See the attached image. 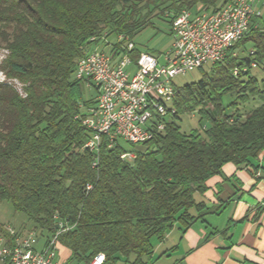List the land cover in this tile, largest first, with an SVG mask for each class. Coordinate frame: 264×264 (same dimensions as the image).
Wrapping results in <instances>:
<instances>
[{"label":"trees","instance_id":"1","mask_svg":"<svg viewBox=\"0 0 264 264\" xmlns=\"http://www.w3.org/2000/svg\"><path fill=\"white\" fill-rule=\"evenodd\" d=\"M164 1L0 0V25L9 30L0 34L8 51L2 69L24 92L0 82V200L44 236L67 227L58 240L75 264H90L100 252L102 264H144L154 239L203 215L206 204L195 194L207 190L210 177L228 162L252 165L264 152L263 17L199 80L175 84L176 113L152 139L103 142L97 155L85 147L91 131L75 116L92 98L83 97L87 87L73 76L77 59L103 36L133 40L152 25L151 2ZM169 1L177 14L198 4L218 9L227 0ZM227 93L235 94L228 110ZM252 99L258 103L245 106ZM195 110L209 126L186 133L174 119ZM127 151L135 158L120 157Z\"/></svg>","mask_w":264,"mask_h":264},{"label":"built area","instance_id":"2","mask_svg":"<svg viewBox=\"0 0 264 264\" xmlns=\"http://www.w3.org/2000/svg\"><path fill=\"white\" fill-rule=\"evenodd\" d=\"M262 2L227 0L218 9L201 5L179 11L170 21L171 45L161 55L140 50L125 34L107 42L106 48L98 42L86 48L73 71L76 80L95 90L91 103L80 104L84 115L75 116L91 131L85 147L97 155L103 142L112 147L122 139L137 145L163 130L165 119L176 113L174 78L222 60L228 48L256 26L253 20L262 17ZM250 66L257 64L252 61ZM233 73H238L237 67ZM120 157L132 160L135 154L127 151ZM59 226L48 236L35 229L22 233L7 228L0 235V264H64L58 258V236L67 227ZM104 258L97 253L90 264H102Z\"/></svg>","mask_w":264,"mask_h":264},{"label":"crops","instance_id":"3","mask_svg":"<svg viewBox=\"0 0 264 264\" xmlns=\"http://www.w3.org/2000/svg\"><path fill=\"white\" fill-rule=\"evenodd\" d=\"M206 185L195 194L203 215L154 239L144 264H264V152L252 165L225 163Z\"/></svg>","mask_w":264,"mask_h":264},{"label":"rangeland","instance_id":"4","mask_svg":"<svg viewBox=\"0 0 264 264\" xmlns=\"http://www.w3.org/2000/svg\"><path fill=\"white\" fill-rule=\"evenodd\" d=\"M144 1L146 2L147 0H142V3H144ZM169 5H170L169 0H165L161 5L155 7L153 6V2H151L150 7L152 9V14L150 20L152 22V25L147 26L133 37V42L140 50L153 52L155 55H161L162 52H165L170 47L173 38H172V34L170 33L171 26H170V22L168 21V18H170V16H173L175 14L174 13L175 10L169 7ZM201 5L202 4H198L194 7V9L192 8L188 10H197ZM262 8L260 7V11H261V16L264 18V0L262 2ZM208 9H212V8L208 7ZM182 10H186V8L181 9L180 11ZM4 30L6 32L9 31L8 27L2 28L0 25V34L1 32H4ZM114 40L115 37L113 35H109L106 41L103 40L99 41L98 46L101 48L103 47L106 48L107 47L106 45H108L107 42L112 43L114 42ZM7 53L8 51L5 48L4 42L0 38V82L11 84L21 95H24L22 89L23 88L22 83L15 77H8L5 74L4 70L2 69L3 60L5 59ZM205 67L193 69L188 71L184 75L176 76L174 78L175 83L179 86H182L184 84L199 80L203 73L202 69H204ZM253 71L257 77L260 78L263 76L262 70L255 69ZM94 96H95V90L93 88H86L83 92L84 98L93 99ZM234 97H235L234 93H227L223 96L222 102L226 110L229 109L227 106ZM257 103L258 101L252 99L245 106L249 107V105L257 104ZM207 107L209 109L212 108V106L210 105H207ZM174 120L180 125L181 130L186 133L191 132L193 129H198L200 132H202L203 126L205 128L209 126V122L206 119H203L201 121L199 120V115L196 110L192 112L180 114L178 118H175ZM1 228L5 230L7 228H11L16 232H22V233L31 229H35L32 223L27 218V216L22 212L16 211L13 208L11 202L7 200H0V235L3 234ZM36 231H38V229ZM69 255L70 254L67 251V249L62 247L61 245V247L58 250V258L63 260L64 264H75V262L70 258ZM115 264H128V263L125 260L121 259L118 260Z\"/></svg>","mask_w":264,"mask_h":264}]
</instances>
